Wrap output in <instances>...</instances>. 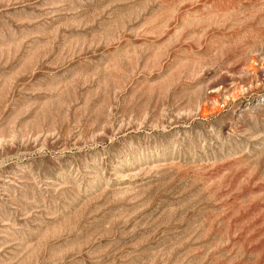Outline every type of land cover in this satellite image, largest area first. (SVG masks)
Masks as SVG:
<instances>
[{
	"label": "rangeland",
	"instance_id": "rangeland-1",
	"mask_svg": "<svg viewBox=\"0 0 264 264\" xmlns=\"http://www.w3.org/2000/svg\"><path fill=\"white\" fill-rule=\"evenodd\" d=\"M0 264H264V0H0Z\"/></svg>",
	"mask_w": 264,
	"mask_h": 264
}]
</instances>
